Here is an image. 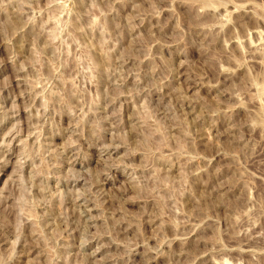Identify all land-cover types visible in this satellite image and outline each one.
Segmentation results:
<instances>
[{"label": "rangeland", "instance_id": "1", "mask_svg": "<svg viewBox=\"0 0 264 264\" xmlns=\"http://www.w3.org/2000/svg\"><path fill=\"white\" fill-rule=\"evenodd\" d=\"M0 264H264V0H0Z\"/></svg>", "mask_w": 264, "mask_h": 264}]
</instances>
